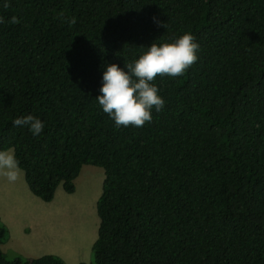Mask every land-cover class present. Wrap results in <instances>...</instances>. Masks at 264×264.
Instances as JSON below:
<instances>
[{"label":"trees","instance_id":"obj_1","mask_svg":"<svg viewBox=\"0 0 264 264\" xmlns=\"http://www.w3.org/2000/svg\"><path fill=\"white\" fill-rule=\"evenodd\" d=\"M0 16V149L47 202L104 168L93 264H264V0H9ZM185 31L199 58L156 77L163 110L117 128L95 98L103 67ZM29 113L39 136L13 124ZM9 237L0 218V264H67L9 259Z\"/></svg>","mask_w":264,"mask_h":264},{"label":"clouds","instance_id":"obj_2","mask_svg":"<svg viewBox=\"0 0 264 264\" xmlns=\"http://www.w3.org/2000/svg\"><path fill=\"white\" fill-rule=\"evenodd\" d=\"M0 6L9 7V0H0ZM160 25V22L154 18ZM0 16V24L4 23ZM10 23H20L16 16ZM75 17L68 23L74 24ZM165 27V25L163 24ZM156 40V39H155ZM148 46L133 63H107L103 67L101 85L96 101L104 113L119 127L140 128L153 119V111L160 112L165 100L159 87L154 83L156 77L181 76L198 60L200 44L191 31L169 38L167 41L155 42ZM16 127L27 128L33 136H39L45 129V122L34 114L17 116L13 120ZM20 162L15 154L0 149V176L9 182H15L20 175Z\"/></svg>","mask_w":264,"mask_h":264},{"label":"rangeland","instance_id":"obj_3","mask_svg":"<svg viewBox=\"0 0 264 264\" xmlns=\"http://www.w3.org/2000/svg\"><path fill=\"white\" fill-rule=\"evenodd\" d=\"M14 153V149H9ZM22 176V177H21ZM105 170L95 165H85L76 179V191L68 193L63 185L58 187L56 200L52 208L46 207L42 215V236L49 235L53 246L42 249L48 253L61 255L67 264H93L92 246L98 237L100 217L97 202L103 191ZM24 171L21 169L19 179L9 182L0 176V212L11 219L19 215L20 210L29 214L32 206L26 200ZM49 206V205H46ZM49 216V217H48ZM56 245V246H55ZM9 259L17 254L14 249L2 244Z\"/></svg>","mask_w":264,"mask_h":264},{"label":"crops","instance_id":"obj_4","mask_svg":"<svg viewBox=\"0 0 264 264\" xmlns=\"http://www.w3.org/2000/svg\"><path fill=\"white\" fill-rule=\"evenodd\" d=\"M23 188L26 191V200H28L32 206L31 212L27 214L20 210L19 215L12 219L8 216V219H6L3 215L4 213L0 212V218L10 230V237L6 242V246H9V248L14 249L16 253H20L26 257H40L45 254H55L48 253L41 247L44 241L46 242L45 246H53V244L49 239V235H47L46 238L42 236V215L40 212H44L46 207L52 208L56 198L47 202L33 192H28L24 185Z\"/></svg>","mask_w":264,"mask_h":264}]
</instances>
